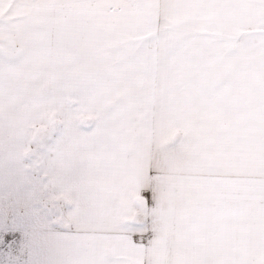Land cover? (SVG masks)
Wrapping results in <instances>:
<instances>
[{
    "label": "snow or ice",
    "instance_id": "1",
    "mask_svg": "<svg viewBox=\"0 0 264 264\" xmlns=\"http://www.w3.org/2000/svg\"><path fill=\"white\" fill-rule=\"evenodd\" d=\"M0 264H264V0H0Z\"/></svg>",
    "mask_w": 264,
    "mask_h": 264
}]
</instances>
